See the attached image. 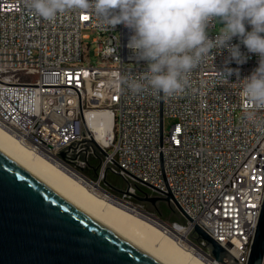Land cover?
Segmentation results:
<instances>
[{"label": "built area", "instance_id": "built-area-1", "mask_svg": "<svg viewBox=\"0 0 264 264\" xmlns=\"http://www.w3.org/2000/svg\"><path fill=\"white\" fill-rule=\"evenodd\" d=\"M214 26L208 28L212 39L220 32L210 30ZM85 29L100 36L94 49L99 66L80 62ZM131 34L123 25L108 27L93 9L68 10L49 22L24 0H0V127L68 173L96 168L92 183L103 186L105 174L122 172L152 186L155 195L170 192L190 221L171 225L146 213L174 234L185 233L187 243H181L209 264L223 263L189 237L194 224L227 250L225 262L246 264L264 195V109L248 105L241 93L260 57L233 37L229 44H239L245 63L226 64L228 51L216 48L192 71L184 93L133 94L121 78L138 76L146 62L137 63L126 47ZM226 68L238 69V76L221 75ZM99 112L111 116V129L96 140L86 115ZM249 112L255 115L249 118ZM165 116L174 118L168 130ZM34 130L45 133V141H36ZM41 144H50V151H41Z\"/></svg>", "mask_w": 264, "mask_h": 264}, {"label": "clouds", "instance_id": "clouds-1", "mask_svg": "<svg viewBox=\"0 0 264 264\" xmlns=\"http://www.w3.org/2000/svg\"><path fill=\"white\" fill-rule=\"evenodd\" d=\"M24 4L49 22L68 10L93 9L108 27L129 29L126 47L137 63L146 62L138 76L121 78L133 94L170 98L184 93L192 71L216 48L228 51L226 64L245 63L239 44H229L238 37L249 53L260 57L258 67L243 80L241 94L248 105L264 109V0H24ZM216 21L223 26L212 39L208 28ZM233 72L238 76V69L219 73L227 78ZM254 115L248 113L249 118Z\"/></svg>", "mask_w": 264, "mask_h": 264}, {"label": "water", "instance_id": "water-1", "mask_svg": "<svg viewBox=\"0 0 264 264\" xmlns=\"http://www.w3.org/2000/svg\"><path fill=\"white\" fill-rule=\"evenodd\" d=\"M91 142L104 153L94 139ZM59 156L65 158V151L61 150ZM79 158L87 163L84 154ZM96 175L95 168L92 177ZM117 175L123 180V188L109 183L106 174L102 177V184L112 189L117 197H129L136 203L147 202L158 218H161L156 206L159 201L167 202L170 210L178 213L170 192L158 196L153 193L152 186L132 181L122 172ZM181 213L184 222L186 219L190 221L189 216ZM189 237L208 250L216 261L236 264L235 260L224 261V258L231 257L230 254L199 225H193ZM0 264L161 263L0 152ZM246 264H264V195Z\"/></svg>", "mask_w": 264, "mask_h": 264}, {"label": "bare ground", "instance_id": "bare-ground-1", "mask_svg": "<svg viewBox=\"0 0 264 264\" xmlns=\"http://www.w3.org/2000/svg\"><path fill=\"white\" fill-rule=\"evenodd\" d=\"M86 118L90 125L93 124L91 126L94 138L105 139L111 129V116L105 112H99L87 114ZM34 139L45 141V133L34 130ZM41 151H50V144H41ZM0 152L159 263L209 264L198 250H193L192 247L181 243V241L187 243L185 233L174 234L171 229L165 228L167 224L148 215L135 205L96 194L89 187L99 186L97 183L87 181L88 179L76 173H68L45 158L33 154L1 127ZM73 165L74 161H67V168H73ZM177 231H179L178 227Z\"/></svg>", "mask_w": 264, "mask_h": 264}, {"label": "rangeland", "instance_id": "rangeland-1", "mask_svg": "<svg viewBox=\"0 0 264 264\" xmlns=\"http://www.w3.org/2000/svg\"><path fill=\"white\" fill-rule=\"evenodd\" d=\"M222 26H223L222 24H220L218 21H216L215 26L213 28H211L210 30L220 31ZM83 33H85L88 37L83 39V43H82L83 57H82V60L80 62L86 66H88L90 64L96 65V66L101 65L102 60L100 59V57L98 55H96L94 53V49L97 46V42L95 41V39H99L100 36L96 33V31L91 30V29H85V30H83ZM173 122H174V118L169 117V116H165L163 118V128L165 130H168ZM73 168H74V165H73ZM79 173L81 175H78V176H83L85 178H88L87 181H89L92 178V175H90L86 171L85 168H83V170H81V171L79 170ZM87 186H89V185L87 184ZM89 188L92 189V191L98 195H101V196L104 195V196L110 197L116 201H119L120 200L119 198H121V199L126 200L125 203H127L129 205H135L136 207H138L139 209H141L145 212H150V211H148V209L146 207H143L140 203H136L134 201H131L129 199V197L124 198L120 195H118V197H117V195H115V193L113 191L104 190L103 189L104 186H102L101 183L99 184V186H96V187L92 186V188L91 187H89ZM156 206H157V209L159 211H161V213H162L161 218H160L161 220H163V221H165L171 225H173L174 223H176L178 225L184 224V220H183L182 216L179 213H173V212L171 213L170 208L168 206H166L165 204H163L162 201L157 202ZM151 209H153V208L151 207ZM153 214H155V213H153Z\"/></svg>", "mask_w": 264, "mask_h": 264}, {"label": "flooded vegetation", "instance_id": "flooded-vegetation-1", "mask_svg": "<svg viewBox=\"0 0 264 264\" xmlns=\"http://www.w3.org/2000/svg\"><path fill=\"white\" fill-rule=\"evenodd\" d=\"M86 171L88 173H93L94 172V168L93 167L92 168L86 167ZM106 180L109 181L113 186H115L117 188H123V180H122L121 176H119V175H108V176H106ZM162 202H163V204L168 206L167 202H165V201H162ZM140 204L143 207H146L148 209V211H150L152 213H155V211L153 209H151L150 205L147 202H143V203H140ZM159 212L162 215L161 211H159ZM171 213H172V211H171Z\"/></svg>", "mask_w": 264, "mask_h": 264}, {"label": "trees", "instance_id": "trees-1", "mask_svg": "<svg viewBox=\"0 0 264 264\" xmlns=\"http://www.w3.org/2000/svg\"><path fill=\"white\" fill-rule=\"evenodd\" d=\"M89 174H91V175H92V173H89ZM108 182H109V181H108ZM109 183H110V182H109ZM103 186H105V185H104V183H103Z\"/></svg>", "mask_w": 264, "mask_h": 264}, {"label": "snow or ice", "instance_id": "snow-or-ice-1", "mask_svg": "<svg viewBox=\"0 0 264 264\" xmlns=\"http://www.w3.org/2000/svg\"><path fill=\"white\" fill-rule=\"evenodd\" d=\"M85 19H87V17H85Z\"/></svg>", "mask_w": 264, "mask_h": 264}]
</instances>
